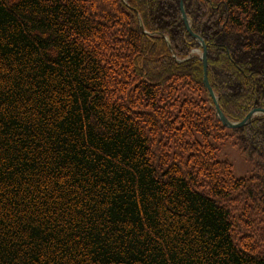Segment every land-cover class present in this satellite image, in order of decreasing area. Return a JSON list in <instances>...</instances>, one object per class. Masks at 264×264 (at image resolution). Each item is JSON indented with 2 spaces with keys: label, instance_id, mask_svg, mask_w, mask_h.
Listing matches in <instances>:
<instances>
[{
  "label": "trees",
  "instance_id": "trees-1",
  "mask_svg": "<svg viewBox=\"0 0 264 264\" xmlns=\"http://www.w3.org/2000/svg\"><path fill=\"white\" fill-rule=\"evenodd\" d=\"M182 3L264 109V0ZM202 51L180 0H0V264H264V116Z\"/></svg>",
  "mask_w": 264,
  "mask_h": 264
},
{
  "label": "water",
  "instance_id": "water-1",
  "mask_svg": "<svg viewBox=\"0 0 264 264\" xmlns=\"http://www.w3.org/2000/svg\"><path fill=\"white\" fill-rule=\"evenodd\" d=\"M180 13H181V19L185 24L187 32L196 40V42L202 47L203 51L200 56V59L203 64V72H204V78H203V84L205 89L208 91L209 97L213 100L214 103V108H215V113L219 121L225 126L226 128L229 129H237V128H242L246 125H249L255 117L258 116H264V109L263 108H255L251 110L248 115L240 122H232L227 117L223 114L219 107V102L218 98L216 97L215 93L213 92L212 88L209 85L208 82V77H207V54H206V48L204 43L191 31V25H190V20L185 13L184 6L182 3V0H180Z\"/></svg>",
  "mask_w": 264,
  "mask_h": 264
},
{
  "label": "rangeland",
  "instance_id": "rangeland-1",
  "mask_svg": "<svg viewBox=\"0 0 264 264\" xmlns=\"http://www.w3.org/2000/svg\"><path fill=\"white\" fill-rule=\"evenodd\" d=\"M219 159H228L233 163L234 174L236 177H243L249 175V165L245 163L243 158L231 147L225 146L218 155Z\"/></svg>",
  "mask_w": 264,
  "mask_h": 264
}]
</instances>
